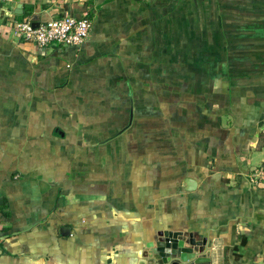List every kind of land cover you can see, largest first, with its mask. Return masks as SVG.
<instances>
[{"label": "crops", "instance_id": "obj_1", "mask_svg": "<svg viewBox=\"0 0 264 264\" xmlns=\"http://www.w3.org/2000/svg\"><path fill=\"white\" fill-rule=\"evenodd\" d=\"M35 15L88 38L17 44ZM259 166L264 0L0 6V264H154L159 231L264 264Z\"/></svg>", "mask_w": 264, "mask_h": 264}, {"label": "built area", "instance_id": "obj_2", "mask_svg": "<svg viewBox=\"0 0 264 264\" xmlns=\"http://www.w3.org/2000/svg\"><path fill=\"white\" fill-rule=\"evenodd\" d=\"M3 2L4 0H0V6ZM90 25L87 17L71 16L50 18L40 22L35 29L30 20L13 22L17 44L34 45L38 48L59 46L78 49L88 38ZM251 174L256 185L264 187V166L253 168Z\"/></svg>", "mask_w": 264, "mask_h": 264}, {"label": "water", "instance_id": "obj_3", "mask_svg": "<svg viewBox=\"0 0 264 264\" xmlns=\"http://www.w3.org/2000/svg\"><path fill=\"white\" fill-rule=\"evenodd\" d=\"M16 14H21L17 7ZM32 27H38V16L31 18ZM179 232L159 231L156 242L150 248L149 257L154 264H210L209 257L205 254L207 249L204 245L197 244L193 239L184 240Z\"/></svg>", "mask_w": 264, "mask_h": 264}, {"label": "rangeland", "instance_id": "obj_4", "mask_svg": "<svg viewBox=\"0 0 264 264\" xmlns=\"http://www.w3.org/2000/svg\"><path fill=\"white\" fill-rule=\"evenodd\" d=\"M251 172H252V170H251ZM252 174L250 173V176H251ZM254 181V180H253Z\"/></svg>", "mask_w": 264, "mask_h": 264}]
</instances>
